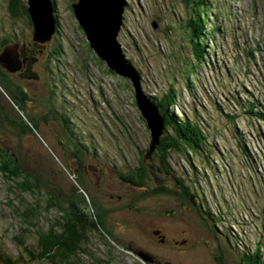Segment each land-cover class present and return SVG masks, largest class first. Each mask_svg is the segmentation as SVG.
Masks as SVG:
<instances>
[{
	"label": "rangeland",
	"instance_id": "1",
	"mask_svg": "<svg viewBox=\"0 0 264 264\" xmlns=\"http://www.w3.org/2000/svg\"><path fill=\"white\" fill-rule=\"evenodd\" d=\"M75 1L56 0L60 33L31 65L40 79L9 72L10 94L0 89V144L63 202L66 195L83 197L105 210L102 224L116 244L108 249L92 239L89 250L110 264H247L257 247L264 256V123L247 113L254 104L253 112L264 115V0L196 5L208 20L214 16L207 23L212 41L201 64L189 38L191 4L126 0L118 41L140 74L142 92L160 99L173 89L176 115L199 122L208 138L201 155L172 152L169 168L154 153L146 157L151 131L137 106L134 83L88 50L70 11ZM8 5L0 0V55L32 37L28 21L16 20ZM212 26L221 33L212 35ZM5 37L9 41L3 43ZM36 50L27 44L21 52L23 70ZM22 118L38 123L40 132L24 134L17 127ZM90 137L94 147L84 149L81 164H74L69 154L74 143L82 146ZM135 173L141 175L139 187L123 179ZM183 187L197 196L192 199ZM43 194L38 199L13 191L0 173L5 254L19 256L20 235L35 247L36 234L23 229L16 211L36 204L45 211ZM57 217L46 210L42 228ZM137 251L151 253L155 262Z\"/></svg>",
	"mask_w": 264,
	"mask_h": 264
},
{
	"label": "trees",
	"instance_id": "2",
	"mask_svg": "<svg viewBox=\"0 0 264 264\" xmlns=\"http://www.w3.org/2000/svg\"><path fill=\"white\" fill-rule=\"evenodd\" d=\"M205 1L206 0H186L187 4H191L190 7L192 9L191 20L188 25V27L190 28V43L192 45L194 59L198 61L199 64H201V61H205L206 57L208 56L207 45L208 43H210V41H212L211 36H209L211 34L207 29V23L210 26V23L208 21L212 20L214 16L210 15L211 19L208 20L206 16V10L204 9L203 11H201L196 8V5L199 7H201V5H204ZM54 3L57 9L56 0L54 1ZM8 8L11 12V15L16 20L21 19L22 17V19H26L28 21V24L31 26L32 37L30 41L21 40L20 42L22 43V45H20V47L22 48L27 44H31L34 49L36 48L38 50H36V54H34V57H38V60L41 54L47 49V46L46 44L41 43L35 45V42L33 40L34 27L28 13V0H9ZM70 11L77 20L73 9V3L70 4ZM55 17L58 24L57 32L55 34L57 35L60 33V21L56 10ZM78 25V29L82 33H84V31L80 27L79 22ZM220 31V27L216 28L215 26H212V35L220 34ZM16 37L17 40H20L21 36L19 35ZM7 41H9V38L5 37L3 43ZM87 47L89 51L92 50L89 44L87 45ZM54 52L60 54L59 50H55ZM21 57H23L22 54ZM22 72L23 69L17 74L20 76ZM9 76V72L0 66V89L4 90L7 94H10L8 91L9 86L6 85V81L10 82ZM38 76L40 79L39 74ZM18 91L20 93L22 92L19 88ZM13 94L14 93L11 92L12 96ZM23 95L26 96L28 94L24 93ZM150 100L157 106L160 115L164 119L163 135L161 137L159 146L154 152L155 155L159 156L160 162L164 165V167H168L167 161H169L172 152L179 153L182 151H188L191 154L195 152L201 155L204 150V146L208 141V138L205 135V130L201 126V124L194 119L187 117L179 118L176 115L174 110L177 107V94L175 93V91L171 89L162 98L158 99L157 97H150ZM18 101L19 99H16L17 104L19 103ZM251 105L252 106L247 111V113L256 116L257 121L260 124L264 123V115H258L257 113L255 114L253 112V108L255 105ZM64 120L66 126L70 125V117L64 118ZM17 127L21 128L24 131V134L33 133L37 135L40 132L38 123L27 118H22L21 123L17 125ZM91 147H94V141L90 137V139H86L82 146L74 143V148L69 154L73 155L74 158H77V162H80L79 164H81L82 157L84 155V149H89ZM62 148L66 150L65 146ZM168 170L166 171L167 174ZM77 172L80 173L81 169L75 170L74 175L77 174ZM0 173L10 184V187L11 189H13V191L18 190L22 194H31L38 199L39 196H41L43 193V195L47 197L45 211H42L39 208L38 204H36L35 206H26V209L24 211H20L19 209L16 211L25 225V228L23 229L25 231H29L31 233L34 232L36 234L35 247H29L26 244V241L22 240L21 235L17 236L16 239L19 243V247L20 249H22L21 253H19V256L17 258H14L0 250V264H27L28 262H30L31 264L111 263L109 259L105 258L104 260L94 256V254L89 250L90 245L92 244V239L99 240L103 247H106L108 249L110 248V246L116 244L112 239V234L106 228H104V225L102 224L103 217L106 212L103 208L98 207L94 203L95 201H93L92 203H88L83 197L82 199H79L77 197H69L66 195L68 199L66 202H63L60 198L55 196V193L46 191V189L42 187V184L38 179H34L30 174L23 170L18 157L9 153L8 150H6L5 147L2 146V144H0ZM81 174L79 177V181L84 184L85 179L82 178ZM123 179L125 182L131 183L138 187L141 186L142 183L141 175L139 173L128 175V177L126 176V178ZM184 189L187 190L186 195L190 196L192 199L193 197L197 196L195 192H191L190 188L183 187V190ZM46 210L56 211L58 217L53 220V222L45 224V227L42 228L41 222L44 221L43 214L44 212L46 213ZM162 237L163 236L161 235L160 238ZM263 258L264 256L260 252V247H257L254 250L253 254L248 256L247 264H264Z\"/></svg>",
	"mask_w": 264,
	"mask_h": 264
},
{
	"label": "water",
	"instance_id": "3",
	"mask_svg": "<svg viewBox=\"0 0 264 264\" xmlns=\"http://www.w3.org/2000/svg\"><path fill=\"white\" fill-rule=\"evenodd\" d=\"M126 5V0H76L73 3V9L91 49L107 63L112 71L122 74L134 83L138 107L151 131V144L146 154V157H150L160 144L164 131V119L157 106L142 92L140 74L127 60L118 41ZM55 10L54 0H28V13L34 27L35 45L48 44L54 38L58 28ZM24 50L25 46L21 49L19 45L5 48L0 55V66L10 73L20 72L23 69L20 52ZM36 59L34 57L29 60V67L27 65L20 74L22 78L39 80L38 74L31 68ZM77 161V158H74V164H77ZM137 253L147 262L152 263L156 260L151 253L140 251ZM156 264L161 263L158 261Z\"/></svg>",
	"mask_w": 264,
	"mask_h": 264
},
{
	"label": "flooded vegetation",
	"instance_id": "4",
	"mask_svg": "<svg viewBox=\"0 0 264 264\" xmlns=\"http://www.w3.org/2000/svg\"><path fill=\"white\" fill-rule=\"evenodd\" d=\"M22 18V17H21ZM15 39H17V37H15Z\"/></svg>",
	"mask_w": 264,
	"mask_h": 264
}]
</instances>
